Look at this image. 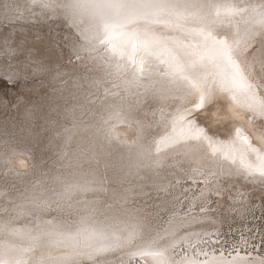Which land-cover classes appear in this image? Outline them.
Instances as JSON below:
<instances>
[{
    "label": "bare ground",
    "instance_id": "6f19581e",
    "mask_svg": "<svg viewBox=\"0 0 264 264\" xmlns=\"http://www.w3.org/2000/svg\"><path fill=\"white\" fill-rule=\"evenodd\" d=\"M121 1L0 0V37L45 66L0 92V264H264L224 245L264 197V0ZM136 29L189 72L110 40Z\"/></svg>",
    "mask_w": 264,
    "mask_h": 264
},
{
    "label": "rangeland",
    "instance_id": "374dc122",
    "mask_svg": "<svg viewBox=\"0 0 264 264\" xmlns=\"http://www.w3.org/2000/svg\"><path fill=\"white\" fill-rule=\"evenodd\" d=\"M27 2H26V4H27ZM27 7L29 8L30 6H27ZM35 8H39L40 9L41 7H35ZM56 8H59V7L56 6ZM59 9H61V8H59ZM45 10L47 12L46 8L43 10V12H45ZM59 19L62 20L61 18H59ZM64 28L66 29V27H64ZM65 29H62V30L58 31V33H55L53 30H49V29H41L40 33H43L44 37H47V41H48V43H50L52 48L53 47L57 48V46H61L62 49H64V53H61V54H63L64 55V59L66 61H68L70 56L68 55L67 46L64 45L63 42H62V41H66ZM60 37L62 38V40L60 39ZM51 38H55V42L54 43L51 42ZM263 84H264V82H263ZM10 88L16 89V86H14V85L12 86L10 83L4 82V80L0 81V92L1 93L5 94L6 90L8 91V93H10ZM121 92L123 93V89H122ZM8 99H9V102L11 104H12V101H14L16 103V100H17V99L10 100V98H8ZM118 124H120V123H118ZM116 128H117V126H115L113 129H111L109 131L110 132L109 135L116 133L115 132ZM183 133L184 132L182 131L180 133V135L183 134ZM261 198H262V201H259V202L256 201V203L257 204H262V205H259V207L254 208V210L252 208L251 209L252 212H250V213L248 212V215L245 214L246 216H245L244 219L243 218L241 219L240 217L237 216V217H235V219L232 222H230L231 223L230 226L236 225L235 228L232 229L233 232L231 231V233L232 234H238V235L237 236L236 235H234V236L232 235L233 239L236 238V240H232L231 239L232 236H230V234H229L230 232L226 231V235L228 236V242H224V245L226 247V249H225L226 256L227 255L229 256L228 250L231 248L230 252H232L234 250H241L240 251L241 254H244L245 256H250V257L253 256V257L259 258V260H261L260 258H262V260H264V254L262 252H260L259 250L255 249V247H254V250L253 249H250V250L249 249H242L240 247L237 248V246L239 244H237L235 242L237 240L238 241H242V240H245L247 238L248 240L250 239L249 240L250 242L257 243L258 246H264V197H261ZM185 201H187V200H185ZM183 203H184V201H183ZM1 211H2V213H4L3 208H1ZM226 226L227 225H223V227H222L224 231L228 229V227H226ZM227 248H229V249H227ZM216 249L217 250H215V251H217V252L220 251V248H216ZM253 253H254V255H252ZM255 253L257 255L259 254L260 256L259 255L257 256Z\"/></svg>",
    "mask_w": 264,
    "mask_h": 264
},
{
    "label": "water",
    "instance_id": "95a60500",
    "mask_svg": "<svg viewBox=\"0 0 264 264\" xmlns=\"http://www.w3.org/2000/svg\"><path fill=\"white\" fill-rule=\"evenodd\" d=\"M121 5H115L114 8H116L117 13L115 16H121V15H131L132 13H134L135 11H144L142 13H147L146 11H149V6L148 4L145 2V0H122ZM117 6V7H116ZM122 6V9L119 7ZM138 8H135V7ZM130 17L126 18V23H128L130 25V22H132V20H129ZM136 20H138V18H136ZM139 23H143L144 19L141 18V20H138ZM113 23V22H112ZM138 23V22H137ZM132 24V23H131ZM143 24H139V26L141 27ZM117 27V25H115L114 27L111 28V30L113 29H117L115 28ZM203 31V30H202ZM201 31V32H202ZM122 34H117L114 33L112 35H110V40H113V44L117 43L119 41L123 42H127V46H126V51L132 53L133 51V47H141V51H144L145 53L149 54V50H151L152 52H154L153 54L156 55L155 58H153V60H157L160 58H164L170 61V63L172 62L174 64V66L179 69L181 72L182 68L186 70V72L188 71V63L186 61H184V59H182V56L180 55V49L182 46H178L177 44H175L174 42H170V43H165L166 41L161 40L160 43H154V41L150 40V39H145V40H149V42L147 41V43H145L142 39V42H139L138 40H140L141 38H144L145 33L141 30V29H136L135 30H131L128 32V34L123 35V37L121 36ZM197 32H191L190 29L185 30L184 31V37H182V42L184 41L183 39H186L188 41V43L183 42L184 46L186 47L188 44L194 45L193 43H195L193 41V38H195L197 36ZM205 38H211L209 37L207 34H205ZM149 37V36H148ZM178 39V38H177ZM195 41L198 40L199 43V38L198 39H194ZM158 41V40H157ZM119 44V43H117ZM111 46V45H110ZM120 46V45H118ZM215 51H217L219 54H221L223 47H218L216 45H214ZM203 50V48L201 49ZM205 51V50H203ZM181 58V59H180ZM172 64V66H173ZM229 70V69H228ZM235 70H236V74H238L240 77H242V73H240L239 68L237 67V65H235ZM189 72V71H188ZM232 72V71H231ZM194 76V75H193ZM195 80L199 81V79L197 77H195ZM197 78V79H196ZM242 79V78H241Z\"/></svg>",
    "mask_w": 264,
    "mask_h": 264
},
{
    "label": "snow or ice",
    "instance_id": "6c2138e0",
    "mask_svg": "<svg viewBox=\"0 0 264 264\" xmlns=\"http://www.w3.org/2000/svg\"><path fill=\"white\" fill-rule=\"evenodd\" d=\"M39 39V37H38ZM55 42V38H51ZM38 49L28 47L24 43H17L13 37H0V57H15L24 54L25 59L22 66L13 67L11 64L5 65L0 59V80L7 79L10 83H17L29 75V70L33 76L45 70V66L36 60ZM3 104V101H0Z\"/></svg>",
    "mask_w": 264,
    "mask_h": 264
}]
</instances>
